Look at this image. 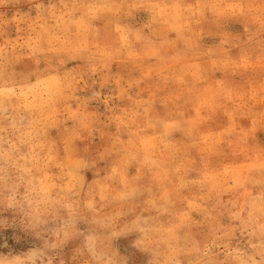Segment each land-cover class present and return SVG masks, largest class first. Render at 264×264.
Listing matches in <instances>:
<instances>
[{
    "label": "rangeland",
    "instance_id": "obj_1",
    "mask_svg": "<svg viewBox=\"0 0 264 264\" xmlns=\"http://www.w3.org/2000/svg\"><path fill=\"white\" fill-rule=\"evenodd\" d=\"M0 264H264V0H0Z\"/></svg>",
    "mask_w": 264,
    "mask_h": 264
}]
</instances>
